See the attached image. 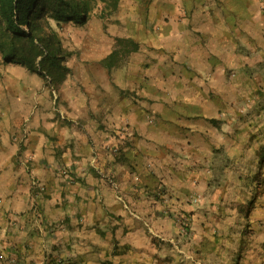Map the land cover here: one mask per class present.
Here are the masks:
<instances>
[{"label":"crops","instance_id":"1","mask_svg":"<svg viewBox=\"0 0 264 264\" xmlns=\"http://www.w3.org/2000/svg\"><path fill=\"white\" fill-rule=\"evenodd\" d=\"M146 2L122 32L64 44L61 83L0 55V264H157L171 246L189 258L190 199H208L221 158L264 146V0ZM117 38L140 49L110 69ZM200 225L195 256L209 261Z\"/></svg>","mask_w":264,"mask_h":264},{"label":"rangeland","instance_id":"2","mask_svg":"<svg viewBox=\"0 0 264 264\" xmlns=\"http://www.w3.org/2000/svg\"><path fill=\"white\" fill-rule=\"evenodd\" d=\"M134 2L137 0H119L118 9L115 11L113 0H94L85 25L68 23L59 29L52 23V28L59 35L63 46L84 44V39L87 38L84 33L89 30L103 28L109 35L122 32L125 22L130 20L129 13L135 11V6L142 16L149 10V3ZM120 16L121 19L118 18ZM132 22L139 21L136 19ZM230 119L232 123H238L239 118L230 115ZM247 159L245 163L228 164L221 158L215 164L214 174L210 178L212 190L208 199L204 200L201 194L190 199L192 204L189 205L195 207L201 215L195 221L196 224L203 226L207 219L212 223V227H209V238L216 239L214 257L208 261L195 256L199 253L197 245L193 243L194 234L197 233L195 222L184 213V223L180 228L183 247L179 251L188 253L190 257L184 258L171 246L166 248L168 255L165 261L159 260L157 264L258 263L254 254H264V146ZM228 167L232 169L230 173L226 171ZM195 199L199 202H194Z\"/></svg>","mask_w":264,"mask_h":264},{"label":"trees","instance_id":"3","mask_svg":"<svg viewBox=\"0 0 264 264\" xmlns=\"http://www.w3.org/2000/svg\"><path fill=\"white\" fill-rule=\"evenodd\" d=\"M93 1L0 0V55L3 62L21 65L31 73L50 79L51 83H61L70 74L66 62L71 55L63 47L52 23L59 29L68 23L85 25L93 9ZM118 2L113 0L115 11ZM116 45L119 48L106 59L110 69L121 55L138 52L140 49L130 38H117ZM128 249L127 246L123 247L124 251ZM98 264L117 263L107 260Z\"/></svg>","mask_w":264,"mask_h":264},{"label":"built area","instance_id":"4","mask_svg":"<svg viewBox=\"0 0 264 264\" xmlns=\"http://www.w3.org/2000/svg\"><path fill=\"white\" fill-rule=\"evenodd\" d=\"M194 202L197 203V202H199V200L195 199ZM180 222H181V224H183V223H184V220H182V221H180Z\"/></svg>","mask_w":264,"mask_h":264}]
</instances>
